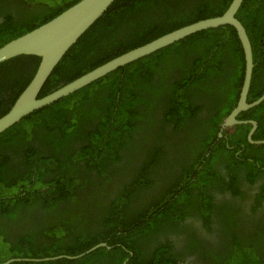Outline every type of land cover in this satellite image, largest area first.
Instances as JSON below:
<instances>
[{"label": "trees", "instance_id": "1", "mask_svg": "<svg viewBox=\"0 0 264 264\" xmlns=\"http://www.w3.org/2000/svg\"><path fill=\"white\" fill-rule=\"evenodd\" d=\"M60 1L0 0L11 9H0V46L79 0ZM231 1L116 0L63 56L39 97L164 34L219 16ZM236 17L253 53L250 103L264 93V0H243ZM38 64L34 56L0 64V117ZM243 70L235 30L207 29L2 132L0 220L8 233L0 223V263L74 257L105 243L109 248L75 259L10 264H264V220H220L223 205L214 196L231 189L222 168L238 177L218 134L237 104ZM247 114L264 134V101L237 119Z\"/></svg>", "mask_w": 264, "mask_h": 264}, {"label": "water", "instance_id": "2", "mask_svg": "<svg viewBox=\"0 0 264 264\" xmlns=\"http://www.w3.org/2000/svg\"><path fill=\"white\" fill-rule=\"evenodd\" d=\"M115 1L116 0H79L48 22L0 46V64L19 56H34L39 58V64L32 79L17 97L9 111L0 117V134L34 111L76 92L129 63L137 61L200 31L230 26L235 30L242 49L244 70L237 104L221 124V131L234 124L249 123L253 128L249 133V142L255 143L250 137L253 130L256 128V122L236 120V116L241 112L256 107L264 101L263 93L255 101L250 103L247 102L254 64L250 40L244 26L236 17L243 0H232L221 15L199 20L164 34L149 43L129 50L107 61L73 81L57 88L51 93L39 97L43 86L63 56ZM218 136L221 137V134L219 133ZM258 143L264 144V142ZM99 247H107V245L105 243H100L87 250L85 253L74 257L60 255L43 259L16 258L9 259L0 264H10L17 261L44 262L60 258L75 259Z\"/></svg>", "mask_w": 264, "mask_h": 264}, {"label": "flooded vegetation", "instance_id": "3", "mask_svg": "<svg viewBox=\"0 0 264 264\" xmlns=\"http://www.w3.org/2000/svg\"><path fill=\"white\" fill-rule=\"evenodd\" d=\"M0 9L5 13L7 12V10H11L10 4L7 6L6 3L4 9L3 7H0ZM2 17L3 16H0V19ZM237 116V121L256 122L251 118V114H247L248 117L245 120H238ZM240 126H243V128L239 129ZM259 128L260 127H258V124L256 122V128L255 130H253V133L250 137V139L255 143L249 142V133L253 129L252 125L249 123L234 124L222 131L220 128L219 133L221 134V137L224 136L226 138L224 146L226 147V149H229V152L231 153L232 163L240 167L237 171L238 177L233 180L231 179V177H229L228 174L225 173L224 168L220 170L225 180L229 182L231 187V189L229 188L228 190H224L223 195L218 193L214 194L216 204L223 205L222 212L219 210V212L221 213L220 220H264V144L258 143L264 142V134L258 133ZM224 132L226 133L224 134ZM229 143L233 145L230 146L228 145ZM244 145L249 146V148L245 150ZM243 154H246V156H242ZM209 157L210 154L206 153L205 158L208 159ZM216 158L221 159L219 155H217ZM223 164L225 165L226 163ZM234 165L233 169L236 168ZM241 166L246 167L243 168ZM252 168H255V170H252ZM232 172L233 170L230 171L229 174ZM251 179H253L252 182H250ZM186 220L192 219L187 218ZM210 220H215V218H212ZM0 223L5 230V232L3 231L2 235H6L8 233L6 232L8 231V224L2 222L1 220ZM195 225H198V222L195 223ZM193 259L194 256L187 258L185 261L187 263L188 261Z\"/></svg>", "mask_w": 264, "mask_h": 264}]
</instances>
